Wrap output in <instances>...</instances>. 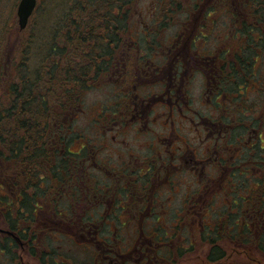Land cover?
<instances>
[{
    "label": "flooded vegetation",
    "instance_id": "1",
    "mask_svg": "<svg viewBox=\"0 0 264 264\" xmlns=\"http://www.w3.org/2000/svg\"><path fill=\"white\" fill-rule=\"evenodd\" d=\"M222 5L228 9L229 4ZM199 6L192 3L182 10L180 15L185 20L177 24L179 32L185 28L189 11ZM202 14H197L192 25ZM156 23L154 18L147 32L140 31L144 32L140 40L144 46L131 35L129 54L136 56L134 66L128 64L125 55V61L118 64L109 78L114 104H109V115L105 113L108 109L105 105L103 118L107 119L101 123L103 132L99 133L98 144L106 147L109 141L104 134L106 125L113 129L109 137L116 145L123 144L120 137L127 128L136 129L134 139L146 136V141L132 147L122 146L119 150H125L124 153L115 157L104 148L95 152L99 147L93 149L79 137L73 148V154L75 151L79 154L74 155L76 160L69 167L71 174L62 182L65 186L61 192L52 190L50 194L37 196L33 191L32 199L36 202L31 213L22 210L20 195V215L14 230L0 215V264H163L164 261L171 264L159 254L173 249L171 239L180 235L178 226L188 225L184 217L193 220L198 216H202L198 220L202 230L198 233L201 239H207L208 252L216 246L225 257L219 243L223 229L234 233V228L227 223L225 212L217 216L215 210L228 197L231 186L247 182V178H236V174L251 175L250 170L261 178L264 176V147L259 146L264 144V131L251 122L248 129L252 134L248 139L247 129L240 122L249 105L243 97L248 86L238 87L237 91L232 88V94L228 89L234 82L229 64L232 62L246 80L248 68L257 71L256 55L253 51L249 62L246 57H239L245 43L231 55L233 59L221 56L225 62L222 69H210L209 61L214 63L210 54L197 49L199 42L207 43L210 39L209 32L201 30L200 21L197 29L193 26L187 34L177 32L173 41L163 46L164 29L153 34ZM262 35L257 39H263ZM236 56L242 61L241 66ZM198 89L206 96L203 111L199 110L198 99H195L197 107L191 104ZM258 105L256 118H261ZM20 188L23 190L24 186ZM199 201L203 204L199 205ZM120 215L133 218L130 224L137 222L131 225L138 234L131 246L120 245L117 234L124 223H119ZM148 219H153L150 223L154 227L147 232L144 223ZM243 219L239 220L241 224ZM167 220L179 222L170 225V233L163 224ZM100 221L104 222L98 226ZM72 237L78 238L77 244ZM69 240L75 248L91 250L94 257L89 261L86 256L78 258ZM174 248L181 253L184 247ZM222 257L210 261L206 255L203 263L220 264Z\"/></svg>",
    "mask_w": 264,
    "mask_h": 264
},
{
    "label": "trees",
    "instance_id": "2",
    "mask_svg": "<svg viewBox=\"0 0 264 264\" xmlns=\"http://www.w3.org/2000/svg\"><path fill=\"white\" fill-rule=\"evenodd\" d=\"M160 1L163 14L159 17V11L156 13L160 21L154 35L169 25L172 8L184 5L182 0ZM249 2L264 5V0H248L246 4L250 5ZM140 5V0H39L33 22L15 32L18 42L13 60L9 58L8 38L4 36L5 21L0 25V215L12 230L16 229V218L20 215V195L22 210L31 213L36 202L32 199L34 194L61 192L65 186L62 182L69 178V167L76 160L74 155L79 154L76 151L73 154L75 149L70 148L69 142L75 143L73 133L77 132L71 115L80 113L78 106L84 93L110 85L113 70L125 61L131 49L129 31L132 34L131 27L137 25L138 14L143 10ZM227 17H231V23L236 19L232 13ZM241 27L247 31L253 26L243 22ZM140 31L132 34L138 44L147 29ZM254 43L248 36L239 57L244 56L249 62L254 55ZM229 66L234 78L228 87L231 94L232 88L237 91L241 86L258 85L257 71L251 72L248 68L243 80L245 76L239 74L232 62ZM259 86L264 91L260 83ZM246 101L261 105L262 117H251V120L264 131V99L255 96ZM254 149L258 150L257 145ZM236 178H247V182L243 186H231L228 197L215 211L217 216L225 212L227 223L234 228L230 234L257 245L258 251L264 254V176L236 174ZM222 256L223 250L213 246L207 259L216 261Z\"/></svg>",
    "mask_w": 264,
    "mask_h": 264
},
{
    "label": "rangeland",
    "instance_id": "3",
    "mask_svg": "<svg viewBox=\"0 0 264 264\" xmlns=\"http://www.w3.org/2000/svg\"><path fill=\"white\" fill-rule=\"evenodd\" d=\"M198 4L200 6L198 8L191 9L189 11V15L186 16L187 19L184 22L185 28L179 32L178 25L185 20V17L183 15H179L178 17L175 15V8L180 9L181 7H173V17L167 21L169 25H166L168 27L164 32L165 39L162 41V46L165 44H168L169 42L173 41V38L177 32L179 34H182L183 32L185 34L190 32V29L194 26L195 29H197V25H199V21L201 22V25L203 26L201 28L204 32H209L210 39L207 43L199 42L197 44V49L200 52H204L209 56V59L213 60L214 63L209 61L208 68L218 70L222 69L221 64L225 63L222 61L221 56L224 55L225 59L228 60L229 58L233 59L231 55L236 54L239 52L244 44L246 43L248 36L250 39L255 40V64L254 67L257 68L258 73V80L261 86L264 87V84L262 85L261 82L264 83V16L261 18V15H264L263 7L264 5L259 3H250V5L246 4L245 2L239 3V0H234L228 5V11L225 10L226 6L222 5L223 0H198ZM226 1V0H225ZM231 1V0H230ZM39 2V0H38ZM184 3H190L189 0H182ZM17 3L18 0H0V25L3 24L5 21V24L7 26L5 30L4 36L8 38L7 44H8V50L10 51L9 58L13 60V58L16 56L17 48L16 43L17 40V34L15 33L17 30V17H16V9H17ZM140 8L143 9V11H140L141 13V19L144 17V19L147 20V15H149V20L151 21V13L155 8L159 11L157 13V16H161L163 13L161 12V9H159V6H161L160 0H140ZM211 5L209 7V10L206 12L207 6ZM190 8V7H189ZM250 10V12L248 11ZM152 10V11H151ZM214 10L211 15H207L208 12ZM260 10V11H258ZM163 11V10H162ZM198 17V21H196L193 25V20L197 16L198 13H202ZM263 12V13H262ZM145 13V14H144ZM188 13V12H187ZM229 13L236 15V19L231 23V17L229 16ZM221 15L220 19H214L215 17L218 18V16ZM33 17V16H32ZM146 17V18H145ZM211 20H214L216 22H211ZM148 21V20H147ZM30 22L32 23L33 20L31 18ZM246 22L247 25L252 24V29L243 31L244 28L240 25ZM251 23V24H250ZM178 24V25H177ZM148 27H152L149 23L148 25L144 26L143 29ZM28 28V27H27ZM176 28V29H175ZM29 30V29H28ZM134 30L137 32L139 30V26H135ZM133 30V31H134ZM253 31V32H252ZM163 32V31H162ZM263 39L258 40L257 37L261 36ZM162 36V35H161ZM171 38V39H170ZM170 39V40H169ZM141 44V43H140ZM144 46V43L141 44ZM142 51V50H141ZM126 55L128 58V64L131 66H134V62L136 59V56L129 54ZM208 60V59H207ZM244 61V60H243ZM246 61V59H245ZM239 66L242 65L241 60H237ZM225 72H228V68L223 69ZM223 72L222 70H220ZM259 85V84H258ZM254 86L249 85L246 89V94H243L244 99L246 100L248 97L250 99H253L255 96L259 98L260 100L264 99V94H260L257 90L264 93L262 88L260 86ZM196 89V88H195ZM194 91V90H193ZM195 99L199 100V103L201 105L199 106V110H202L206 107V96L202 93V89H198L195 91V97H192L191 104L193 107H197V104L195 102ZM82 104L81 106H78V109L81 110L80 113L76 116L73 125L76 127L75 131L73 133V138H75V143H70V148L73 149L76 144V140H78L79 137H81L86 145L89 147L95 149V147H99L95 152L100 151L102 148L109 150L108 154L112 156V154L115 155V157H118L119 154H123L125 150L121 149L125 148L126 146L132 147L139 144H143L144 141H146V136L141 137V139H134L133 134H135L136 129L133 128H127L125 129L123 135H121L120 139L124 140L123 144H115L114 140L109 137L111 136L110 131H113V129H108L107 125L103 126L104 128V134L105 136H108L109 141L106 143V147L100 146L98 143L100 142V134L102 133V122L106 121L107 117L103 118L105 105L107 106V111L105 112L107 115L110 111L109 104H114V101L111 96L110 86L109 85H102L97 88H93L92 90L87 91L84 93L82 98ZM249 105H252V107L248 108L247 106V113H244V116L242 118V125L247 129L246 136L249 139L250 137V129L248 127L251 125V117H256V112L259 108V105L257 102H251L248 101ZM82 107V108H81ZM262 110V109H261ZM103 114V115H102ZM102 115V116H101ZM239 123L235 122V124ZM234 124V123H233ZM185 129V126H184ZM190 130V128H189ZM84 137V138H83ZM247 139V141H248ZM249 142V141H248ZM129 144V145H127ZM109 147V148H108ZM251 174H255L254 171H250ZM248 173V171H247ZM217 188L215 189V191ZM203 201H199V205H202ZM122 215H125L124 213ZM119 217V223H122V226L120 227V230L117 234L119 237V241L122 242L120 245L122 247H127V244H130L128 246H131L135 242L136 235L138 237L137 231H133V228L131 225L137 224L135 221L134 223H131L133 221V218H129L126 216ZM202 216H198L193 218L195 220H191L190 218H183V221L188 224L187 226H181L179 225V222L177 220L170 221L167 220L163 224L165 225V228H167V231H169L170 225H179L180 230L178 231L180 235H177L176 237L172 236L171 239V249L170 252H162L159 255L163 256V260H170L171 264H204L203 262L206 261V255L209 249V245L207 242V239H201L200 238V232L198 231L201 229L202 226L200 223L199 228V221ZM153 221V219H148L147 222L144 223V227L147 230L150 228H153L154 225L150 222ZM209 221V219H206V222ZM104 221H100L97 223V225L102 223ZM100 224L98 226H100ZM151 224V225H148ZM153 225V226H152ZM120 226V225H118ZM224 232L222 233L223 239L219 242L221 243V246H223V249L226 252L225 257H222L220 264H264V254H261L258 250H255L256 245L255 244H249L244 239L240 238H234L233 234L227 233L223 229ZM130 231L134 232L131 233ZM129 232V233H127ZM146 232V231H145ZM170 233V231H169ZM168 233V234H169ZM169 234V239H170ZM74 244H77L78 240L77 237H72ZM70 241V240H69ZM71 242V241H70ZM73 246L72 242L70 244V247ZM176 246H183L181 253H178L176 251ZM74 247V246H73ZM67 248L69 246L67 245ZM72 248V247H71ZM130 248V247H129ZM128 248V250H129ZM74 250L76 252V256L82 257L81 259L87 257V261H89L91 258L94 257V253L86 248H78L74 247ZM85 260V261H86ZM165 261L163 262V264Z\"/></svg>",
    "mask_w": 264,
    "mask_h": 264
},
{
    "label": "water",
    "instance_id": "4",
    "mask_svg": "<svg viewBox=\"0 0 264 264\" xmlns=\"http://www.w3.org/2000/svg\"><path fill=\"white\" fill-rule=\"evenodd\" d=\"M36 0H20L17 6L19 28L25 27L26 22L35 6Z\"/></svg>",
    "mask_w": 264,
    "mask_h": 264
}]
</instances>
